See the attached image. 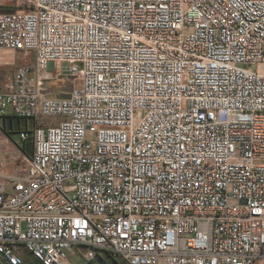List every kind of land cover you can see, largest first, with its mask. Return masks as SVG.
<instances>
[{"label": "built area", "instance_id": "built-area-1", "mask_svg": "<svg viewBox=\"0 0 264 264\" xmlns=\"http://www.w3.org/2000/svg\"><path fill=\"white\" fill-rule=\"evenodd\" d=\"M16 5L0 264H264V0Z\"/></svg>", "mask_w": 264, "mask_h": 264}, {"label": "rangeland", "instance_id": "rangeland-1", "mask_svg": "<svg viewBox=\"0 0 264 264\" xmlns=\"http://www.w3.org/2000/svg\"><path fill=\"white\" fill-rule=\"evenodd\" d=\"M17 0H0V12H6V11H12L17 9L16 5ZM12 59H15V65L14 66H6L0 68V89L4 82L13 75L15 69L17 66H20V64L23 62L21 56H11ZM67 66H63V70L66 71ZM63 79V78H60ZM66 86L69 87V83L65 82ZM6 141H5V140ZM14 140V138H13ZM8 148V150H7ZM17 147L16 145L7 138V135L2 130V120H0V164H8V161H10L13 157V154L9 152V150L16 151ZM28 149V148H26ZM22 159V155H20ZM20 161V160H19ZM21 162V161H20ZM19 163V162H18ZM8 169H6V172ZM104 258L107 257V255L102 254ZM76 260V259H75ZM77 264H88L87 262L77 261ZM36 264V263H35ZM92 264H100L97 261L92 262Z\"/></svg>", "mask_w": 264, "mask_h": 264}, {"label": "trees", "instance_id": "trees-1", "mask_svg": "<svg viewBox=\"0 0 264 264\" xmlns=\"http://www.w3.org/2000/svg\"><path fill=\"white\" fill-rule=\"evenodd\" d=\"M0 120H2L3 132L10 139L15 138L17 133H18V130L20 129V126H25V124H26V122L24 120H21L19 118H15V117H11V116L0 118ZM21 148L27 156H30L32 154V147L30 144H26L24 147L22 146ZM26 148H28V149H26ZM97 262H99L100 264H124L121 261L113 259L109 255H107L106 258L99 255Z\"/></svg>", "mask_w": 264, "mask_h": 264}, {"label": "water", "instance_id": "water-1", "mask_svg": "<svg viewBox=\"0 0 264 264\" xmlns=\"http://www.w3.org/2000/svg\"><path fill=\"white\" fill-rule=\"evenodd\" d=\"M59 81L64 82L65 80L64 79H57V80H54V81L47 82L46 83V87L48 89H51V88L55 87ZM56 95H57L58 98H66V97H68L67 96V92H65L64 94H60V95L56 94ZM51 97H53V96H51Z\"/></svg>", "mask_w": 264, "mask_h": 264}, {"label": "flooded vegetation", "instance_id": "flooded-vegetation-1", "mask_svg": "<svg viewBox=\"0 0 264 264\" xmlns=\"http://www.w3.org/2000/svg\"><path fill=\"white\" fill-rule=\"evenodd\" d=\"M65 85L64 82L59 81L55 87H63Z\"/></svg>", "mask_w": 264, "mask_h": 264}, {"label": "bare ground", "instance_id": "bare-ground-1", "mask_svg": "<svg viewBox=\"0 0 264 264\" xmlns=\"http://www.w3.org/2000/svg\"><path fill=\"white\" fill-rule=\"evenodd\" d=\"M5 140V139H4ZM6 141V140H5Z\"/></svg>", "mask_w": 264, "mask_h": 264}]
</instances>
